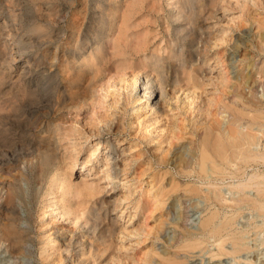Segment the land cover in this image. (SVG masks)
Masks as SVG:
<instances>
[{
    "label": "bare ground",
    "instance_id": "6f19581e",
    "mask_svg": "<svg viewBox=\"0 0 264 264\" xmlns=\"http://www.w3.org/2000/svg\"><path fill=\"white\" fill-rule=\"evenodd\" d=\"M166 1L165 9L160 4L150 6L146 0H83L84 3L82 2L68 27L57 29L56 25L67 17L61 15L55 5L46 7V0H33L37 18L31 28L28 31L22 30V33L16 25L19 15L12 11L5 12L0 7V190L4 192L0 218L5 220L0 227V240L7 243V249L12 255L24 254L30 242L28 225L23 227L22 220L16 217V201L26 202V189L20 184L22 179L26 180L30 190L29 197L32 199L42 196L48 200L50 195L60 193V199L56 203L46 204L44 207L56 205L59 216H67L74 224H80V235L69 237L67 242V237H64L62 241V251L71 261L92 264L97 259L104 258L113 247L114 239L124 233L125 229H119L118 220L107 216L116 209L114 201H108L105 205L99 203L96 208H92L89 206L90 199L97 194L93 184H72L68 172L73 170L74 165L61 158L63 129L59 122V112L63 108H78L87 102V93L95 87L98 78L114 67L112 65L115 58H119L122 63L116 69L124 71L125 76L126 70L133 64V55L139 57L141 70L146 72L142 82L141 78L139 81L140 71L134 74L132 70V77L128 80V92L136 103L132 115L142 110L145 104L153 110L163 109L164 105L173 110V101H176V105L180 101L176 96L179 92L185 94V106L198 109V90L207 72L212 70L209 65L210 54L219 46L220 41H229L223 34L219 39L213 36L217 24L214 20L218 16L224 17L226 10L221 3L231 0ZM146 8V16L150 15V19L139 16ZM241 17L243 20L237 27L241 29L247 24H250L249 27L255 25L257 40L254 42L252 38L248 45L243 42L235 47V52H242V67L240 66L239 71H243L256 54L264 59V18L250 10L243 11ZM139 18L147 24L143 30L139 29L142 25ZM151 27L158 28L153 31L152 37ZM66 35L68 42L62 47V54L56 53L52 59L53 63L55 60L58 63L47 61L51 53L44 50L35 59L29 57L23 61V66L17 67L28 49L57 45ZM249 53H252L251 57H248ZM48 67L57 68L58 73L48 72ZM263 71L260 67L255 70L260 74L259 77L239 75L233 82L228 76H224L222 83L225 99L220 103L222 108L231 112L234 125L227 124L225 130L221 131L219 119L198 121L195 118L192 127H200L199 131L197 128L187 144L176 148L169 160L165 159V168H168L165 175L168 174L171 160L178 175L196 178L208 186L207 191L198 187L184 188L187 194L184 197L203 195L209 205L206 204L204 212L207 214L200 223V232L186 230L179 222L173 225L178 235L171 241L170 247L176 246L179 252L180 249H197L211 238L217 244L216 250L210 252V259L239 254L245 250V246L241 245L242 238L230 233L239 206L245 203L260 213V217H264V173L247 172L250 167L264 165V150L254 148L264 138L261 130L264 128V101L255 95L260 84H264ZM59 74H63L62 79L58 78ZM79 80L85 82L82 88L77 87ZM138 83L142 86L141 90L138 89ZM73 89L77 91L73 92ZM142 104L144 105L140 108ZM210 115L216 117L217 113L210 112ZM246 118H249V124L242 129L236 123ZM115 122H106V132L112 130ZM259 122L262 123L254 132L255 129L251 126ZM116 124L121 125L118 122ZM259 131L261 136L258 135ZM97 140L94 146L96 148L89 151V159L85 165L93 162L99 154L98 150L102 149L106 155V173L113 181L116 172L111 174V171L120 154L117 150L118 142L102 144L101 136ZM263 145L261 146L264 147ZM73 152L75 157L70 156L69 159L75 162L78 152ZM22 165L25 170H21ZM227 180L230 181L226 182ZM225 182L228 188L223 191L219 185ZM179 183L169 182V189L160 185L154 196L155 203L162 206L172 196L183 203L179 195ZM249 189L256 192L254 198L247 194ZM77 198L80 200L77 201ZM217 206L233 210L231 216H224L220 220L221 210ZM209 207L213 208L208 210ZM225 233L232 241L233 248L230 251L224 247L227 238ZM54 241L55 239H49V242ZM165 247L161 251L147 253L145 262L180 264L178 257L181 252L177 253L175 250L171 253Z\"/></svg>",
    "mask_w": 264,
    "mask_h": 264
},
{
    "label": "rangeland",
    "instance_id": "374dc122",
    "mask_svg": "<svg viewBox=\"0 0 264 264\" xmlns=\"http://www.w3.org/2000/svg\"><path fill=\"white\" fill-rule=\"evenodd\" d=\"M0 1V7L5 12L12 11L14 14L19 15L16 25L19 27L21 33L22 30L28 31L31 28L37 18L33 0ZM146 1L150 6H159L160 4L165 9L167 8L166 0H162L161 2L159 0ZM46 2L48 3L46 7L55 5L57 6L56 10H59L61 15L67 17L58 26L56 25V28L59 29L68 27L75 13L82 5L83 0H46ZM154 2L159 3L155 4ZM221 5L225 7V15L224 17L218 16L217 20H214L217 24L214 28L215 33L213 36L219 39V36L223 34L228 37L229 41L228 43L218 41L220 43L219 46L214 48L210 54L211 60H209V65L212 70L207 72L202 86L198 90L196 98L198 109L194 110L193 106L191 108L188 105L185 106L186 104L183 102L185 94L179 92L176 96L179 97L180 101L177 105L175 104L176 101H173L175 105L172 106L173 110H170L168 107L165 108V105L163 109L157 108L153 110L145 104L142 110L132 115L136 103L130 96V92H128L130 91L128 80L132 77L131 74L133 72L136 74L140 71L138 73L139 81L141 78L142 82L146 72V70H141L142 66L138 61L139 57L133 55V64L130 69L126 70L125 76H123L124 71L116 69L117 65L122 66V63L119 58H115V63L112 65L114 67L98 78L95 87L87 93V102L82 103L79 106L80 108H63L59 112V122L63 129V141L60 147L61 158L68 164L74 165L73 170L68 172L72 184H80L82 182L93 184L97 194L94 198L90 199L89 206L92 208H96L99 203L105 205L108 201H114L116 207L113 206L116 209L114 212L107 214V216L108 218L111 217L118 220L119 229H125L124 233H121L114 239L113 247L106 253L104 258L97 259L92 264H149L145 262L146 257L148 258L147 253L153 250L161 251L162 247L164 249L168 243L169 245L165 248L171 253H174L175 250L179 252L176 246L170 247L171 241H174V238L178 235V232L176 234L173 229L175 223L179 222L181 225L183 224L182 227L184 229L187 228L186 230L189 231L200 232L201 230L200 223L207 214L204 210L206 209V204L209 205V203L205 202L203 195L201 197L194 195L190 198L184 197L187 195L184 192V188L198 187L207 191L208 186L196 178L178 175L171 165V160L169 162L168 174L165 175L168 169L165 168V159L169 160L176 148L187 144L197 128L199 131L200 127H192L195 118L198 121H204L205 119L208 121H218L219 119L218 122L222 126L221 131H224L228 125H234L235 121L232 119L231 112L222 108L220 103L221 100L225 99L224 85L222 83L224 76H228L231 82H233L232 80H235L239 75L259 77L260 74L255 72V70L260 67L264 70V59L256 54L254 55V60H252L253 64L250 61V64L248 63L243 71H239L242 67V63H240L242 52L234 51L235 47L243 42L248 45L252 38L256 42L255 25L249 27L250 24H247L241 27V29L237 25L242 22L241 16L245 10L258 13L261 18H264V0H239L237 3L235 0H231L229 2L224 1ZM147 12L148 8L143 10L139 16H142L143 19H150V15L146 16ZM152 15L155 18V15ZM0 21H2L1 16ZM11 23L9 22V24ZM139 23L142 24L139 27L140 30L147 27L145 20H140L139 18ZM156 29L158 28L151 27L152 34L150 37L153 36V31ZM67 42L66 35L61 38L57 45L51 47H49L50 45H44L40 49L39 47L30 48L25 53V59L23 58V60L17 63V67L23 66V61L29 57L30 59H35L39 56V52H43L44 50L50 51L51 54L48 55L49 60L47 59V61L53 63L54 54H62V47ZM251 56L252 53H249L248 57ZM54 63L58 62L55 60ZM204 67L206 68L207 66ZM235 67L237 68L235 69ZM47 71L58 73V69L55 67H52V69L48 67ZM62 77L63 74H59L58 78L62 79ZM84 80L82 82L78 81V88L83 87ZM140 88L142 89V86H139L138 89ZM74 89L73 92H76L77 90ZM257 90V93H255L256 97L264 101V84H260ZM210 112L211 114L213 112L217 113L216 117H212ZM214 117L217 119H214ZM110 120L121 123V125H118L119 130L115 122L112 130L106 132L108 129L106 125ZM260 123L262 122L251 126L253 130L255 129L254 132L258 130ZM236 124L241 128H246L249 124V118ZM261 130L264 133V128ZM259 134L260 131L258 132ZM99 136H101L102 144L105 143V145L115 144V141L116 143L118 142L117 150L120 151V154L117 155L116 166L113 167L114 169L112 168L113 170L111 169V174L116 172L114 175L116 178L113 181L108 178L106 173V155L102 149L98 150L99 154H97V158L93 162L85 165V162L89 159V151L96 148L94 146ZM263 139H260L259 146L254 147L255 150H264V147L261 146L264 144ZM102 148L104 149V147ZM74 150L78 154L76 161L72 162L69 157H75ZM92 163L94 164L92 165ZM22 169L25 170L24 165L21 166ZM253 171L264 173V165L261 164L247 169L248 173ZM178 181L180 182L179 195L182 197L183 203H179L172 196L164 205H157L158 203H155L154 196L157 193L158 187L162 185L164 188L167 186V189H169L171 188V186L169 187V182L177 183ZM229 181L227 180L226 182ZM226 182L219 185V188L223 191L228 188ZM20 184H22L24 190L26 189L24 195L26 202L22 200L16 201L18 211L16 217L22 220L23 227L28 225L30 242L27 251L17 256L12 255L7 249V243L0 240V264H77V262L75 263L65 256L66 253L62 251L64 249L62 241L64 237H67L65 241L67 242V239L72 238V236L77 237L80 235L82 233L78 227L80 224H74L71 218L67 216L64 218L59 216V210L56 209V205L44 207L47 206L46 204L52 205V203H56L60 199V193L50 195L49 199L47 198L48 200L42 196L32 199L29 197L30 190L27 188L26 180L22 179ZM163 191L165 192V189ZM248 191L249 197L254 198L256 196V192L253 189L252 191L250 189ZM3 194L4 192L0 190V206L4 201ZM113 206L112 208H114ZM212 208L209 207L208 210ZM217 208L221 210L220 220H223L224 216H231L233 212L229 208H222L220 206H217ZM1 210L2 208H0V215H2ZM236 213L234 226L230 229V233L239 237L241 236V245L245 246V250H242L239 254H227L210 259V252L216 250L215 246L217 244L214 242V239L210 238L205 240V243L203 242L197 249H180L181 254L178 257L181 260L180 264H264V217H260V213L256 210L254 211L253 208L247 204L245 205V203L239 206V210ZM119 215L122 216L119 218ZM4 221L0 218V227ZM224 236L227 237L225 238L224 247L230 251L233 248L232 241L226 233ZM50 238L55 239V241L49 242ZM154 260L155 258L152 261Z\"/></svg>",
    "mask_w": 264,
    "mask_h": 264
}]
</instances>
